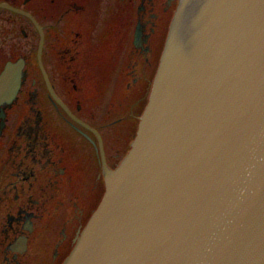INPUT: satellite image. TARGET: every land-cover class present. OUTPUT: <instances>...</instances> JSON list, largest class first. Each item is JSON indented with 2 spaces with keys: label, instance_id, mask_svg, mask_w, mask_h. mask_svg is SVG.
Wrapping results in <instances>:
<instances>
[{
  "label": "water",
  "instance_id": "1",
  "mask_svg": "<svg viewBox=\"0 0 264 264\" xmlns=\"http://www.w3.org/2000/svg\"><path fill=\"white\" fill-rule=\"evenodd\" d=\"M104 182L62 264H264V0H179Z\"/></svg>",
  "mask_w": 264,
  "mask_h": 264
},
{
  "label": "flooded vegetation",
  "instance_id": "2",
  "mask_svg": "<svg viewBox=\"0 0 264 264\" xmlns=\"http://www.w3.org/2000/svg\"><path fill=\"white\" fill-rule=\"evenodd\" d=\"M179 0H0V264H62L126 156ZM12 87H16L15 91Z\"/></svg>",
  "mask_w": 264,
  "mask_h": 264
}]
</instances>
